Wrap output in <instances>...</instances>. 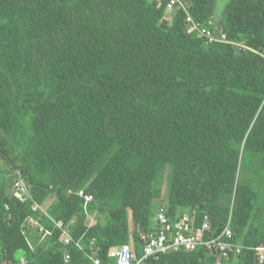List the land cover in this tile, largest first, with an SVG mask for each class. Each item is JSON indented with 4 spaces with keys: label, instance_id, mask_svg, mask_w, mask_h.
Wrapping results in <instances>:
<instances>
[{
    "label": "trees",
    "instance_id": "obj_1",
    "mask_svg": "<svg viewBox=\"0 0 264 264\" xmlns=\"http://www.w3.org/2000/svg\"><path fill=\"white\" fill-rule=\"evenodd\" d=\"M168 1L0 0V264L140 258L162 205L240 251L147 264H264V0Z\"/></svg>",
    "mask_w": 264,
    "mask_h": 264
},
{
    "label": "built area",
    "instance_id": "obj_2",
    "mask_svg": "<svg viewBox=\"0 0 264 264\" xmlns=\"http://www.w3.org/2000/svg\"><path fill=\"white\" fill-rule=\"evenodd\" d=\"M178 0H169L167 2V9L171 10ZM187 20L192 22L190 16H187ZM194 29H197V26L192 22V26L187 29V32L190 33ZM198 32L203 35L208 43L214 41H222L225 36H215L209 30L205 28H201ZM14 187L16 188V192L19 196H24L27 194V188L25 182L21 177H19L15 183ZM79 195L83 197V208L86 210L88 203L92 200V195L83 194L79 192ZM155 219L158 225V229L154 234H151L148 238L142 236L144 240V246L142 248V255L140 258H136L137 255L134 252L133 245L131 242L124 243L117 248H114L109 251L108 256L113 259L112 264H147V259L149 257L157 258L160 252L164 251H192L198 247H205L208 250H216L219 253L220 257H227L229 252L236 251L238 253L240 251V245H234L231 242H227L226 239L231 236V232L229 229L230 218H228L224 228L221 233L217 234L214 237L209 239L195 236V234L191 233L188 230V226L184 222V218L177 220L171 225L168 222V219L165 214V206H160L155 212ZM60 226V225H59ZM209 228V219L205 216L204 221L202 223V231L207 230ZM167 233L170 238L168 240ZM226 237V238H224ZM59 240L68 244L72 241L70 236L69 227H64L61 229V233L59 236ZM263 250L264 248L258 249V254L260 259H263ZM69 253L66 252L64 255L65 261L69 260ZM93 264H102L98 258H92Z\"/></svg>",
    "mask_w": 264,
    "mask_h": 264
},
{
    "label": "rangeland",
    "instance_id": "obj_3",
    "mask_svg": "<svg viewBox=\"0 0 264 264\" xmlns=\"http://www.w3.org/2000/svg\"><path fill=\"white\" fill-rule=\"evenodd\" d=\"M227 2H228V0H219L218 3H217V5H216V12H217V13L221 12V11L223 10V8H224V6H225V4H226ZM0 165H2V162H1V161H0ZM162 188L165 189V184H164L163 181H162ZM52 198H53V197L49 198L48 201L50 200V202H51V199H52ZM155 205H157V204H155ZM43 206H44V207L48 206V203L45 202ZM154 212H155V210H154ZM87 219H88V222H89V223H93V222H94V218H93L92 215L89 216ZM31 223H32L33 225H35V223H34L33 221H32Z\"/></svg>",
    "mask_w": 264,
    "mask_h": 264
},
{
    "label": "crops",
    "instance_id": "obj_4",
    "mask_svg": "<svg viewBox=\"0 0 264 264\" xmlns=\"http://www.w3.org/2000/svg\"><path fill=\"white\" fill-rule=\"evenodd\" d=\"M264 55V54H263ZM49 202H50V200H49Z\"/></svg>",
    "mask_w": 264,
    "mask_h": 264
}]
</instances>
